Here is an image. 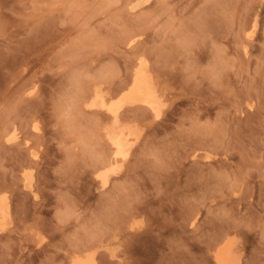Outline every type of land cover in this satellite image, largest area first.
<instances>
[{
    "label": "rangeland",
    "instance_id": "374dc122",
    "mask_svg": "<svg viewBox=\"0 0 264 264\" xmlns=\"http://www.w3.org/2000/svg\"><path fill=\"white\" fill-rule=\"evenodd\" d=\"M138 67L161 110L120 106L138 136L104 184L90 93ZM0 198V264H216L224 232L264 264L262 0H0Z\"/></svg>",
    "mask_w": 264,
    "mask_h": 264
},
{
    "label": "bare ground",
    "instance_id": "6f19581e",
    "mask_svg": "<svg viewBox=\"0 0 264 264\" xmlns=\"http://www.w3.org/2000/svg\"><path fill=\"white\" fill-rule=\"evenodd\" d=\"M149 77H147L146 75L145 68L138 67V69L135 70L132 79L130 81V84L127 86L125 92H123V94L115 101L107 100V98H104V94L102 95L98 91L93 92V94L90 93L92 95L91 96L92 99H90L91 101L88 103V106L100 108L110 116L109 123L103 126V136L109 145L110 154L108 158H106V160L104 161V164L102 163L103 164L102 172L98 174V177L101 179L99 180L102 181L104 184L106 183L109 174L115 173L121 168V163L119 162L125 160L123 155H117V152L119 150L115 148L113 144V139H115L116 141H121L123 147L127 148L129 153L130 148L128 146L132 145V143L134 142V140H132L131 137L138 136L137 131L134 127H129L128 123L125 124L120 120L119 117L120 106H122V104L125 103L137 104V105L139 104L145 106L148 110H150L154 114L159 113V111L161 110L160 109L161 99H159L160 97L158 98V96L155 94V91L152 87ZM118 118H119V123H117ZM9 132L7 135H10ZM11 136L14 137L16 136V134L12 135L11 133ZM31 155L34 158L37 156L36 152H31ZM207 157L209 156H206V159ZM7 215H8V205L5 202V198H0V219L4 218ZM219 236L220 237L215 240L216 242H214L215 250H214L213 258L216 264H235L239 256V255L237 256L236 254L237 253L236 247L237 246L239 247V245L237 244V246L234 248L233 241L231 240L232 238L229 239L227 237V233L225 232ZM83 253L81 252L80 254L73 256L72 259H70L71 261L69 262V264H74V262L75 264L89 263V261L92 260V254L88 252L85 254Z\"/></svg>",
    "mask_w": 264,
    "mask_h": 264
},
{
    "label": "snow or ice",
    "instance_id": "6c2138e0",
    "mask_svg": "<svg viewBox=\"0 0 264 264\" xmlns=\"http://www.w3.org/2000/svg\"><path fill=\"white\" fill-rule=\"evenodd\" d=\"M262 7H264V0H262ZM251 26L253 29H255L256 23L253 22ZM249 35H252V33L249 32ZM143 62H144L143 58H141V63H143ZM28 95H33V92H29ZM159 118H160L159 115H157V119H159ZM131 119H132L131 117H128V120L130 121L129 127H133V125L131 124ZM117 123H119V118L117 120ZM113 144H114L115 148L119 150L117 152V155H123L124 158L127 159L128 158V149L123 147L121 141H116L115 139H113ZM128 147L130 148L131 145H129ZM73 215H75V210L72 209L71 207L62 208V209L57 211L54 222H58L59 224H64L66 222V218H70ZM224 216H226V217L229 216V213H227L225 211ZM198 223H199V220L192 221L193 228H196ZM5 230H6L5 222L0 221V232H3ZM74 264H75V262H74ZM101 264H106V262H101Z\"/></svg>",
    "mask_w": 264,
    "mask_h": 264
}]
</instances>
